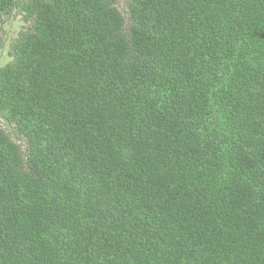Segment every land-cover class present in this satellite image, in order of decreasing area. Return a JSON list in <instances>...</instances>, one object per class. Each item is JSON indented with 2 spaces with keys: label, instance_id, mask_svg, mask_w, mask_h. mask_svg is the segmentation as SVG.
Here are the masks:
<instances>
[{
  "label": "trees",
  "instance_id": "1",
  "mask_svg": "<svg viewBox=\"0 0 264 264\" xmlns=\"http://www.w3.org/2000/svg\"><path fill=\"white\" fill-rule=\"evenodd\" d=\"M118 3L0 0V264H264V0Z\"/></svg>",
  "mask_w": 264,
  "mask_h": 264
},
{
  "label": "rangeland",
  "instance_id": "2",
  "mask_svg": "<svg viewBox=\"0 0 264 264\" xmlns=\"http://www.w3.org/2000/svg\"><path fill=\"white\" fill-rule=\"evenodd\" d=\"M117 6L127 18L126 0H119ZM28 25L29 24L24 21L23 15L19 13L18 10H15L9 16L4 17L0 28L3 40V46H0V67H4L13 61L12 45L19 37V33L25 30ZM0 129H3L9 135L10 139L21 147L23 154L27 151L24 137L16 131L15 127L11 123H8L4 118H2L1 115Z\"/></svg>",
  "mask_w": 264,
  "mask_h": 264
}]
</instances>
